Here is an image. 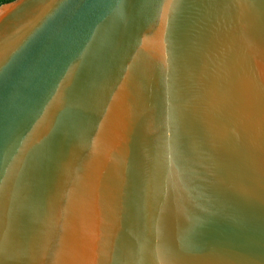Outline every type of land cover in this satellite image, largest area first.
Instances as JSON below:
<instances>
[{
  "label": "water",
  "instance_id": "water-1",
  "mask_svg": "<svg viewBox=\"0 0 264 264\" xmlns=\"http://www.w3.org/2000/svg\"><path fill=\"white\" fill-rule=\"evenodd\" d=\"M0 264H264V0L0 4Z\"/></svg>",
  "mask_w": 264,
  "mask_h": 264
},
{
  "label": "trees",
  "instance_id": "trees-1",
  "mask_svg": "<svg viewBox=\"0 0 264 264\" xmlns=\"http://www.w3.org/2000/svg\"><path fill=\"white\" fill-rule=\"evenodd\" d=\"M10 0H0V4L4 3V2H8Z\"/></svg>",
  "mask_w": 264,
  "mask_h": 264
}]
</instances>
